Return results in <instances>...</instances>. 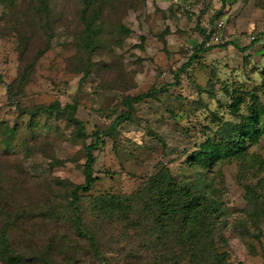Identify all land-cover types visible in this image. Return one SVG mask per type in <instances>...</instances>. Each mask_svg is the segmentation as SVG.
Returning a JSON list of instances; mask_svg holds the SVG:
<instances>
[{
	"label": "rangeland",
	"instance_id": "374dc122",
	"mask_svg": "<svg viewBox=\"0 0 264 264\" xmlns=\"http://www.w3.org/2000/svg\"><path fill=\"white\" fill-rule=\"evenodd\" d=\"M40 1L0 5V194L24 211L0 239L17 264H188L179 221L160 226L152 215L162 192L153 180L165 172L219 210L202 243L216 244L223 263L264 264V219L259 240L241 220L244 186L264 194V163L250 172L236 160L192 164L202 143L223 142V126L239 122L233 97L264 104V0H190L189 9L97 0L88 10L45 0L46 11ZM248 151L264 162V136ZM89 155L96 181L78 197L80 232L68 191L84 182ZM40 198L58 218L32 211Z\"/></svg>",
	"mask_w": 264,
	"mask_h": 264
},
{
	"label": "trees",
	"instance_id": "16d2710c",
	"mask_svg": "<svg viewBox=\"0 0 264 264\" xmlns=\"http://www.w3.org/2000/svg\"><path fill=\"white\" fill-rule=\"evenodd\" d=\"M95 1L97 0H82L83 8L88 10ZM13 2L14 0H0V5L8 7ZM39 4L41 10H47L45 0H41ZM100 9L102 11V6ZM91 10L94 20L97 18L99 11L98 8H92ZM86 29H91L90 25H87ZM86 36L87 41H89L90 36ZM205 37L206 40L208 36L206 35ZM226 44L227 42L222 44V46ZM232 45L236 46L235 43H232ZM229 93L232 96V92ZM233 98V103L229 107L231 113L239 118V122L231 128L223 126L219 133L220 136H218V140L222 138L223 142L212 141L208 138L206 142L199 146L198 151L193 155L192 164L200 167V169H207L217 162L236 160L242 164L245 171L250 172L257 164L262 165L264 163L260 160H254L251 163L248 151L249 145L256 144L264 136V104L255 94H249L248 101L241 97ZM240 104L247 105L246 116L238 113V106ZM93 161V157L89 155L83 168L84 182L74 185L72 190L68 191V196L72 199L70 203V211H72L70 221L73 226L74 224L77 226L80 232L84 228V224L81 214H77L79 211L78 197L80 193L88 192L96 181V178L92 174ZM153 182L163 193L159 192L157 195L161 211L155 208L152 215H155V222L160 226H163L166 220L174 225L176 220L179 221L178 228L176 227V233L179 236L175 233V240L181 246H188V264H215L216 262L226 264L223 263V254L219 252L216 244L212 241L202 243L203 238L208 239L205 237L206 228L212 227L213 220L219 217V210L213 209V202L207 201L204 196L205 194H200L188 186H179L168 172L155 177ZM22 183V180L19 179L13 183V187H10L9 190L12 191L13 188H19ZM164 189L167 192L164 193ZM244 189V197L247 204L241 220L246 221L248 224L246 232L259 240L261 223L264 219V194L255 190L254 186L245 185ZM163 195L166 201L161 200ZM12 201L10 195L0 194V228L4 236H7L6 233L8 231L17 228L18 221H23L22 215L24 211L21 209V206H10ZM35 204L38 207L32 211L34 213L39 212L44 217L42 218L44 221L47 218H58L54 217L57 215V212L53 206H49L50 201H43L40 198ZM159 219H161V222ZM9 243L12 244L11 241L4 243L0 239V262L2 264H17L21 258L14 251L10 252L8 250ZM43 259H45V256L37 260L45 263ZM172 264L180 263L174 261Z\"/></svg>",
	"mask_w": 264,
	"mask_h": 264
},
{
	"label": "crops",
	"instance_id": "0c3cea01",
	"mask_svg": "<svg viewBox=\"0 0 264 264\" xmlns=\"http://www.w3.org/2000/svg\"><path fill=\"white\" fill-rule=\"evenodd\" d=\"M150 2L155 3L157 6H159L161 9H166L168 7L167 0H150Z\"/></svg>",
	"mask_w": 264,
	"mask_h": 264
},
{
	"label": "built area",
	"instance_id": "2783aa9c",
	"mask_svg": "<svg viewBox=\"0 0 264 264\" xmlns=\"http://www.w3.org/2000/svg\"><path fill=\"white\" fill-rule=\"evenodd\" d=\"M183 1V5L185 6V9H189V6H187V4L190 2V0H182ZM223 22H219V27L222 25ZM215 35V33H212V36Z\"/></svg>",
	"mask_w": 264,
	"mask_h": 264
}]
</instances>
